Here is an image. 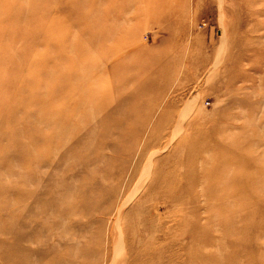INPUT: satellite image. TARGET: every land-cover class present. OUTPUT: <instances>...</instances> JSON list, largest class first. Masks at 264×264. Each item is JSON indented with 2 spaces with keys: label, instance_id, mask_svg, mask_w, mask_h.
I'll return each mask as SVG.
<instances>
[{
  "label": "rangeland",
  "instance_id": "374dc122",
  "mask_svg": "<svg viewBox=\"0 0 264 264\" xmlns=\"http://www.w3.org/2000/svg\"><path fill=\"white\" fill-rule=\"evenodd\" d=\"M0 264H264V0H0Z\"/></svg>",
  "mask_w": 264,
  "mask_h": 264
},
{
  "label": "bare ground",
  "instance_id": "6f19581e",
  "mask_svg": "<svg viewBox=\"0 0 264 264\" xmlns=\"http://www.w3.org/2000/svg\"><path fill=\"white\" fill-rule=\"evenodd\" d=\"M122 240H123V238H122Z\"/></svg>",
  "mask_w": 264,
  "mask_h": 264
}]
</instances>
